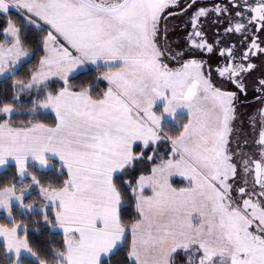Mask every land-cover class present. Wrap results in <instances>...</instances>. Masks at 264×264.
I'll use <instances>...</instances> for the list:
<instances>
[{
  "label": "rangeland",
  "instance_id": "rangeland-1",
  "mask_svg": "<svg viewBox=\"0 0 264 264\" xmlns=\"http://www.w3.org/2000/svg\"><path fill=\"white\" fill-rule=\"evenodd\" d=\"M103 1L17 0L14 10L21 12L29 23L48 30L44 42L46 55L41 60L39 70L18 90L28 91L52 79L63 80L66 76L56 69L52 40L60 45L66 42L73 54L80 55L79 50H83L96 58L122 54L135 45L136 38L138 88L146 80L145 74L139 70V67L144 68V62L147 65L140 55L143 39L147 36L155 38L158 45H162V49L157 51L161 67L165 70L154 74L153 83L156 89H161L167 79L172 86L163 99L165 108L160 117V128L165 120L172 121L181 115L186 117V123L179 137L170 142L172 151L168 160L153 167L150 175L139 177L135 184L133 194L140 220L129 229V260L134 264H170L173 254L182 251L188 253V264H264V213L256 201L248 200L247 195L251 189V179L246 170L247 144L244 142H248V139L241 134L246 126L236 120L231 122L230 108L205 83L197 63L183 64L180 59L172 62L167 57V41H172L173 36L167 33V40L162 43L164 11L161 10L171 0L122 1L137 4V20L134 21L133 15L124 20L132 22L133 27L137 25L131 28L137 32V37H132L130 29L126 28L127 25L122 27L121 22L105 25L102 22L106 20L94 13L92 17L86 16L89 13L75 7L84 2ZM5 36L10 38L12 44L0 48V79L12 73L7 70L8 66L15 70L28 58V52L21 47L18 30L13 24L5 30ZM67 38H71L73 43L65 41ZM75 47H79V50ZM127 51L134 52V47ZM90 62L93 64L94 61ZM116 62L122 64L121 60ZM4 64H7V68ZM96 68L102 69L99 75L101 80L104 72L110 69L97 65L86 69ZM73 73L70 71L68 74ZM158 92L161 93V90ZM53 102V96L48 95L36 110L48 111ZM13 112L11 107H4L1 114L8 117ZM16 166L19 179L29 176L26 166ZM50 167L40 163L37 168L47 170ZM172 179L181 181L179 188L171 183ZM113 191L117 196L114 188ZM145 191H149L148 196L144 195ZM26 195L16 193L12 188L1 190L0 214L11 219L10 209L13 205L19 206L24 215L28 214L35 207L23 206ZM116 200L119 203L118 198ZM25 230L20 223L11 227L0 226V241L4 244L5 252L16 260L20 257L35 260L25 236H19ZM70 234H64L68 253L74 245ZM65 262L64 255L63 262L58 264H67Z\"/></svg>",
  "mask_w": 264,
  "mask_h": 264
},
{
  "label": "crops",
  "instance_id": "crops-1",
  "mask_svg": "<svg viewBox=\"0 0 264 264\" xmlns=\"http://www.w3.org/2000/svg\"><path fill=\"white\" fill-rule=\"evenodd\" d=\"M122 1L84 2L75 7L89 13L86 16L92 17L94 13L106 20L102 22L105 25L121 22L122 27L127 25L130 29L132 37H137V32L131 29L137 25L133 27L132 22H124L130 15L137 20V4ZM16 2L0 0V13L16 8ZM145 39L140 55L147 65L144 62V68L139 67V70L146 80L138 88L137 38L135 45L127 49L134 47V52L126 50L122 54L96 58L83 50L80 52L79 47L75 49L80 55L73 54L66 42L60 41V45L52 40L56 69L66 75L62 81L93 65L110 67L101 75L108 86L104 97L92 101L84 92L61 90L53 96L51 109L46 111L55 116L53 127L35 125L13 129L6 123L0 125V171L8 165L33 163L38 167L40 163L49 166L55 161L67 173V186L55 191L47 203L56 215L53 229L63 237L69 232L73 238L71 251L68 253L65 248L67 264H100L120 246L124 233L117 221L119 203L113 194L112 178L131 162L134 145L158 141L160 117L165 108L163 99L172 86L166 79L163 88L156 89L153 76L165 70L157 51L162 45L159 46L152 36ZM65 41L73 43L71 38ZM11 44L12 41L0 48ZM118 60L122 64L117 63ZM90 61H94L93 64ZM4 67L7 68V64ZM7 70L13 71L12 66ZM70 71L74 73L68 74ZM160 105L163 107L157 114L154 108Z\"/></svg>",
  "mask_w": 264,
  "mask_h": 264
},
{
  "label": "trees",
  "instance_id": "trees-1",
  "mask_svg": "<svg viewBox=\"0 0 264 264\" xmlns=\"http://www.w3.org/2000/svg\"><path fill=\"white\" fill-rule=\"evenodd\" d=\"M13 24L18 30L19 43L30 57L21 63L12 73L0 79V125L6 123L13 129H26L35 125L53 127L55 116L51 112L38 111L37 105L46 96H56L61 90L84 92L92 101L101 100L107 92V84L99 77L102 69H85L70 76L65 81L52 79L43 85L28 91H19L18 87L26 85L38 71L41 59L45 56L44 42L48 30L44 26L29 23L19 11L8 9L0 13V46H8L11 41L5 36V30ZM161 106V105H160ZM160 106L154 108L160 112ZM4 107H11L10 116L1 114ZM186 123L184 115L175 120H165L160 128V137L155 144H136L132 149V160L112 178V186L119 199L117 221L124 231L121 245L100 264H134L129 260L131 237L129 229L140 220L136 210L133 189L139 177L151 174L153 167L168 160L172 140L181 134ZM29 176L19 179L15 165H8L0 171V191L12 188L16 193H27L23 206L34 205V209L24 215L21 208L13 205L10 209L11 219L0 214V226L11 227L15 223L25 226L19 236H25L28 248L35 260L20 257L16 260L5 252L0 241V264H58L63 262L66 253L63 234L53 229L56 215L48 199L57 190L67 186L68 176L58 162H52L47 170H40L33 163L26 166ZM171 183L179 188L181 181L172 179ZM183 185V184H182ZM145 196L149 191L144 192ZM43 209V210H41ZM188 253L178 251L171 257L170 264H188Z\"/></svg>",
  "mask_w": 264,
  "mask_h": 264
},
{
  "label": "flooded vegetation",
  "instance_id": "flooded-vegetation-1",
  "mask_svg": "<svg viewBox=\"0 0 264 264\" xmlns=\"http://www.w3.org/2000/svg\"><path fill=\"white\" fill-rule=\"evenodd\" d=\"M162 43L170 61H194L202 78L242 123L248 142V200L264 213V0H171L164 4ZM165 9V10H164ZM244 194V190H242Z\"/></svg>",
  "mask_w": 264,
  "mask_h": 264
}]
</instances>
